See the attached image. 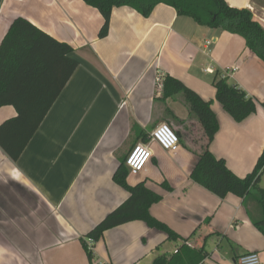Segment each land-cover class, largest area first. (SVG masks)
I'll return each instance as SVG.
<instances>
[{"label": "crops", "instance_id": "1", "mask_svg": "<svg viewBox=\"0 0 264 264\" xmlns=\"http://www.w3.org/2000/svg\"><path fill=\"white\" fill-rule=\"evenodd\" d=\"M226 1L251 10L264 27V0ZM18 16L72 46L79 64L18 160L0 148V264H89L79 239L127 199L112 175L160 122L179 134L178 150L152 144L144 170L127 181H145L161 195L150 213L180 238L163 251L159 245L170 241L164 232L130 221L104 231L94 243L99 263L152 264L157 255L169 258L185 245L205 253L199 264H236L249 252H257L264 264V234L251 222L243 199L231 193L220 198L191 180L202 127L182 95L162 99L156 82L158 74L170 75L211 100L219 126L209 150L244 177L264 147V62L245 48L244 39L199 25L164 3L148 17L114 7L108 33L99 37L103 17L83 0H2L0 42ZM216 74L253 97L256 111L233 120L215 100ZM16 114L12 105L1 106L0 124ZM258 185L264 188V170ZM248 205L261 217L254 197Z\"/></svg>", "mask_w": 264, "mask_h": 264}, {"label": "trees", "instance_id": "2", "mask_svg": "<svg viewBox=\"0 0 264 264\" xmlns=\"http://www.w3.org/2000/svg\"><path fill=\"white\" fill-rule=\"evenodd\" d=\"M83 1L96 8L103 17L99 37L108 33L114 7L128 6L143 17H148L156 5L164 3L174 8L178 15L188 16L199 25L221 28L241 36L245 48L264 62V27L255 19L251 10L232 6L226 0ZM72 52V46L56 40L24 17L14 18L9 25L0 42V107L12 105L17 114L0 124V148L13 161L18 160L77 69L79 62L72 57ZM211 82L216 90L215 100L233 120L240 122L256 111V100L228 77H218L216 74ZM161 89L162 99L182 95L189 111L203 130L202 150L197 154V161L190 173L191 180L220 198L229 193L241 197L251 222L264 234V188L258 185L264 170V147L250 173L244 177L235 175L223 158L215 157L209 150V144L219 126L217 116L211 108V100L202 99L195 91L170 75L163 78ZM261 105L264 108V100ZM176 134L179 138V134ZM148 138L149 134L144 135L143 142ZM125 157L120 160L112 180L128 193L127 199L79 239L90 264L94 254L86 240L92 239L95 243L102 238L104 231L130 221H143L148 227L164 232L169 240L180 238L166 223L150 213V207L161 200V195L147 187L145 181L134 185L128 183L130 172L125 164ZM161 186L165 190H171L165 181L161 182ZM250 197H254L261 210V217H254L248 208ZM181 249L182 252L169 258L157 255L152 264H199L205 259V253L201 249L194 250L185 245Z\"/></svg>", "mask_w": 264, "mask_h": 264}, {"label": "built area", "instance_id": "3", "mask_svg": "<svg viewBox=\"0 0 264 264\" xmlns=\"http://www.w3.org/2000/svg\"><path fill=\"white\" fill-rule=\"evenodd\" d=\"M209 43V42H208ZM206 71L212 72L207 68ZM162 75L158 74L156 82L162 86ZM157 144L165 151L176 152L179 148V138L175 130L166 122L158 123L149 133V138L145 142H139L134 145L125 157V164L130 174L136 175L144 170L149 159L152 157L151 145ZM87 246L92 249L94 241L87 239ZM177 252V250H175ZM236 264H261L257 252H249L237 259Z\"/></svg>", "mask_w": 264, "mask_h": 264}, {"label": "rangeland", "instance_id": "4", "mask_svg": "<svg viewBox=\"0 0 264 264\" xmlns=\"http://www.w3.org/2000/svg\"><path fill=\"white\" fill-rule=\"evenodd\" d=\"M171 126V125H170ZM146 167V166H145ZM254 192V191H253ZM87 242V240H86ZM176 244V242L174 240H170L166 243V241L164 243H161L159 245V248L163 251H166V247H169L170 249L174 248V245ZM167 245V246H166ZM94 249V247H92V250ZM86 254V253H85ZM93 254H94V258L92 259V264H103V262H100L98 261L94 251H93ZM155 255V254H154ZM87 257V256H86ZM89 262V261H88ZM90 264V263H89ZM139 264H146L144 263V261L140 262Z\"/></svg>", "mask_w": 264, "mask_h": 264}]
</instances>
